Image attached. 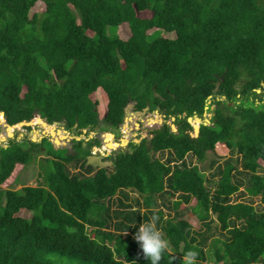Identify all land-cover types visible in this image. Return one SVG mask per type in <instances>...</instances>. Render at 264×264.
<instances>
[{
	"label": "trees",
	"instance_id": "16d2710c",
	"mask_svg": "<svg viewBox=\"0 0 264 264\" xmlns=\"http://www.w3.org/2000/svg\"><path fill=\"white\" fill-rule=\"evenodd\" d=\"M144 10L150 18L138 16ZM123 23L132 31L127 40L118 34ZM100 88L108 95L104 118ZM258 89L264 0H0V111L10 124L39 115L82 135L67 156L48 153L42 182L20 189V173L48 138L0 146V264H150L134 239L143 222H153L168 243L159 264H184L188 252L195 264H264ZM130 106L154 112L148 128L136 122L146 135L92 174L89 155L101 141L84 136L120 127ZM206 112L210 123H190ZM33 123L41 126L33 138H67L39 118ZM106 137L105 149L118 146L113 134ZM220 142L236 156L207 178L196 160ZM188 206L202 227L183 216ZM88 223L99 228L93 236Z\"/></svg>",
	"mask_w": 264,
	"mask_h": 264
},
{
	"label": "rangeland",
	"instance_id": "374dc122",
	"mask_svg": "<svg viewBox=\"0 0 264 264\" xmlns=\"http://www.w3.org/2000/svg\"><path fill=\"white\" fill-rule=\"evenodd\" d=\"M42 7L41 6H37V9H35V11H41ZM152 15V11L150 10H144V11H139L138 12V16L141 18H150ZM91 35L93 34L92 31L89 32ZM150 33V31H149ZM118 34L121 38L127 40L129 39V37L132 35V31L131 28L129 26L128 23H123L119 26L118 29ZM169 37H175L174 33L168 34ZM102 88V87H101ZM99 89L98 90V98H99V104H98V111L100 113V117L104 118L106 113H107V109H108V95L107 93L103 90V89ZM260 95H263L264 97V91L261 90V92H259ZM224 99V98H223ZM260 99H258L259 102ZM131 106H133V104H131ZM131 106L128 108V115L125 118L124 123L118 127V128H114V130L112 129H106L105 128H100L98 131L94 130L90 133L89 136H84L87 140L89 139H99L101 141V146L100 144H96L92 146V154L89 155V163H92L94 165L93 167V172L92 174L96 173L100 168H106L109 167L110 165H112V160L110 158V156L117 151L120 147H122V142L124 138H128V142L126 143V145L129 143L130 140L134 139L136 140V138L139 137V135H146V131H142L140 130L141 125L138 127L136 126V122L134 120H138L135 119V116H133L134 111L131 110ZM154 112L151 113H146L145 112V117H144V124H142L143 127L146 126H150V124L148 123V117H150V115H152ZM213 113L212 112H206L204 113L203 117V121H205L206 119H208L209 121H211V117H212ZM134 118V120L132 119ZM3 119V120H2ZM207 120V122H209ZM170 123L172 121H169ZM6 117L3 118L2 114L0 113V125H1V132H0V146L1 145H7L9 143V140H7V137H9L8 132H7V127H6ZM40 124H37V126H39ZM146 125V126H145ZM38 129L36 130H40L41 126L37 127ZM59 128L61 129V126L59 125ZM148 128V127H146ZM62 131V130H61ZM14 132H15V137H17L16 139H18V141L21 142L22 145H27L26 141H24V139H30L32 140L33 138V130L32 129H25L22 128V126H18L17 129L14 128ZM66 132V131H65ZM24 133V134H23ZM113 134V141L116 140L118 143V146L109 150V149H105L103 144L106 143V139H107V134ZM53 135H51V137H53L54 141H56V139L58 137H55V134L52 133ZM118 134V135H117ZM14 135V134H13ZM12 135V136H13ZM48 135V134H46ZM67 138L64 139L65 140V144L64 143H54L53 141H50L48 139H46V141L42 142L41 137L37 138V142H42L43 145L41 146L42 151L41 152H37L35 151V159L33 160L32 163H30L26 169H23L22 173H20V181L18 182V184H16V186L14 187L15 189H20L23 187V185H37L40 182H42L44 180V178L40 177L41 172L43 171V165L47 166L45 167L46 170L50 169L51 163H47V162H43V160H45L46 157H49L50 154L54 153L55 155L58 156H67L68 154L66 152V149L72 150L73 149V145H74V139L75 140H79V138L82 137L79 136L78 132H76L75 129H73L72 131H67ZM5 137L6 140L2 139L1 137ZM14 139V138H12ZM41 140V141H40ZM86 140V141H87ZM140 140V139H139ZM116 143V142H115ZM103 146V149H105L106 151L104 153L100 152L99 149ZM236 155L233 154V152L222 142L218 143L216 145V148L214 151H208L207 157L204 161L200 162L198 160H196V162L198 163V165L200 166V169L202 172L205 173L207 178H212L214 179V177L212 176V174L216 171V169L218 168V165L222 163V165L224 166L225 161L230 158V157H235ZM166 158V155H165ZM164 158V159H165ZM216 160V163L214 165H212V162ZM195 161V160H194ZM74 164V163H73ZM73 164L71 163V165H69V167L73 170V171H79V167H75L73 166ZM219 178V176L215 177V179L217 180ZM210 180V179H209ZM214 181V180H212ZM210 185H214V184H210ZM139 193L136 191H133L131 193V196H136L138 197ZM255 201V204H258V202L260 201L259 197H254L253 198ZM142 200V198H141ZM258 206V205H257ZM180 208H183L182 206ZM188 209L185 210V212L183 213V216L190 219V221L195 225V228H200L202 227V224L200 223V221L198 220L197 217H191L190 216V208L189 206L187 207ZM164 216L167 218L169 216L174 217V214H176V212L172 211V212H168V211H164ZM99 229L97 226L94 227V225H92L91 223H88V225H86V230L89 231V233H92L91 236H93L95 234V230ZM105 231H109L108 228L102 229ZM220 230L216 231L214 230L213 233L216 234V236H220ZM222 236V235H221ZM210 246V245H209ZM207 248V247H206Z\"/></svg>",
	"mask_w": 264,
	"mask_h": 264
},
{
	"label": "clouds",
	"instance_id": "9594fccd",
	"mask_svg": "<svg viewBox=\"0 0 264 264\" xmlns=\"http://www.w3.org/2000/svg\"><path fill=\"white\" fill-rule=\"evenodd\" d=\"M135 114L142 115V114H145V111H134V115ZM4 117H6V116H4ZM137 121H140V120H137ZM137 121L135 120V122H137ZM6 122H7V119H6ZM8 124H10V123H8ZM37 124L38 123H33L31 125H22V128L27 129V126H31L32 130L33 129L36 130V129H38L37 127H39V126H37ZM11 125H14V124H11ZM33 132H34V130H33ZM66 134H67V132H66ZM7 138H8V140L12 139V138H16L15 132H14V137H7ZM44 138H48L51 141L54 140L50 134L47 136L45 135V136L41 137V140H43ZM136 140H139V139L136 138ZM114 141L117 143L116 140H114ZM35 142H37V140H35ZM105 145H106V143L103 144V146H105ZM103 146L99 149V151L102 153H104L106 151L105 149H103ZM134 224H132L131 226H134ZM134 239L137 242V244L139 245L140 249L142 250L145 258L150 261V264H159L162 257H166L165 253L168 250V243H167L164 235L162 234V232L155 226V224L153 222L141 223L139 225L138 230L134 234ZM195 260H196V254L194 252H188L186 255L183 254V260L182 261L184 262V264H195Z\"/></svg>",
	"mask_w": 264,
	"mask_h": 264
},
{
	"label": "water",
	"instance_id": "95a60500",
	"mask_svg": "<svg viewBox=\"0 0 264 264\" xmlns=\"http://www.w3.org/2000/svg\"><path fill=\"white\" fill-rule=\"evenodd\" d=\"M258 92H261V89H258ZM1 114H2V116L4 117L5 116V112L4 111H1L0 112ZM41 119V120H43L45 123H47V124H49V125H55L56 126V130H57V126L59 125V124H57V123H53V124H51V123H49L46 119H43L41 116H36L33 120H31V121H21V122H19V123H17V124H14V125H11V124H8V123H6V127L8 128V127H10V126H12V127H18V126H22V125H31V124H33V122L34 121H36L37 119ZM201 119L198 115H195L194 116V118H189V121H190V123H192L193 125H197V124H195L194 123V121L193 120H197V119ZM202 120V119H201ZM207 120L208 119H206L205 121H201L200 123H203V124H208V123H210V121L209 122H207ZM173 126V128H174V124L172 125ZM200 126V124L198 125V127ZM59 130V129H58ZM67 132V131H66ZM9 135V134H8ZM47 136V135H46ZM9 137H14V135L13 136H9ZM79 139H81V138H79ZM4 140H6V139H4ZM7 140H8V138H7ZM33 140H37V138H33ZM136 142H140L139 140H136ZM122 146H126V144L125 145H122Z\"/></svg>",
	"mask_w": 264,
	"mask_h": 264
},
{
	"label": "crops",
	"instance_id": "0c3cea01",
	"mask_svg": "<svg viewBox=\"0 0 264 264\" xmlns=\"http://www.w3.org/2000/svg\"><path fill=\"white\" fill-rule=\"evenodd\" d=\"M128 114H129V113H127V115H128ZM127 115H126V116H127ZM133 116H134V114H133ZM144 117H145V114H143V115H137V116L135 117V119H138V120L142 121V123H143V121H144ZM57 124H59V123H57ZM55 125H56V124H55ZM55 125H54V126H55ZM135 125H138V123H136ZM58 129H59V130H58ZM57 130H58V131L62 130V132H63L64 134H66V132H65L66 130H65V128H64L62 125H61V129L59 128V125H58V126H57ZM34 131H36V130L34 129ZM43 136H45V135H43ZM43 136H42V137H43ZM16 138H17V137H16ZM32 140H33V138H32ZM49 140H50V139H49ZM33 141H35V140H33ZM50 141H51V140H50ZM52 141L56 144V142H55L54 140H52ZM61 143H64V144H65L66 142H65V140L63 139ZM5 146H6V145H5Z\"/></svg>",
	"mask_w": 264,
	"mask_h": 264
},
{
	"label": "bare ground",
	"instance_id": "6f19581e",
	"mask_svg": "<svg viewBox=\"0 0 264 264\" xmlns=\"http://www.w3.org/2000/svg\"><path fill=\"white\" fill-rule=\"evenodd\" d=\"M196 124H197V126L199 125V123L202 121L201 119H197V120H193Z\"/></svg>",
	"mask_w": 264,
	"mask_h": 264
},
{
	"label": "flooded vegetation",
	"instance_id": "af4514ba",
	"mask_svg": "<svg viewBox=\"0 0 264 264\" xmlns=\"http://www.w3.org/2000/svg\"><path fill=\"white\" fill-rule=\"evenodd\" d=\"M143 115V114H142ZM135 121V120H134ZM34 130V129H33Z\"/></svg>",
	"mask_w": 264,
	"mask_h": 264
}]
</instances>
